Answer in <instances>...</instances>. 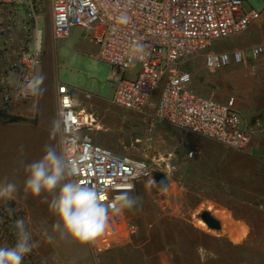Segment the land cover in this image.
Returning <instances> with one entry per match:
<instances>
[{
    "label": "rangeland",
    "instance_id": "rangeland-1",
    "mask_svg": "<svg viewBox=\"0 0 264 264\" xmlns=\"http://www.w3.org/2000/svg\"><path fill=\"white\" fill-rule=\"evenodd\" d=\"M35 5L37 21L34 26L42 33L41 41L35 37L30 39L34 31L26 33L15 24L8 12L0 13V183L7 181L18 186L12 200L7 204L0 201V246L15 244L10 225L15 219L23 218L35 245L23 264H83L79 259L83 251L90 256V264H264V233L260 230L264 228V184L256 188L259 195L253 197L249 194L251 187L246 178L241 176L239 215L250 218L218 219L222 228L212 231L199 217L205 210L215 216L205 205H201L205 196L200 195L198 187L189 188L185 195L182 183V151L187 143L211 141L237 154L241 167L254 164L264 167V155L255 152L254 138L246 150H235L160 123L153 113L122 115V109L113 104L118 84L114 79L116 73L111 65L97 58L98 47L90 41L88 32L74 28L68 38L54 41L50 0H37ZM244 7L246 10L262 11L264 0H248ZM263 39L264 23L252 27L245 34L217 42L214 45L217 51L244 50L247 65H231L225 70L227 72L213 74L205 70L202 57H198L187 66L193 77L191 88L202 95H214L221 102L234 96L241 104L252 106L254 111L264 112V59L253 61L250 53V48ZM35 45L39 46L36 50ZM28 48L36 52L39 60L36 71L31 74L23 59V50ZM138 70L139 66L134 65L123 76L133 79ZM40 77H43L40 91L33 94L29 85ZM243 77L253 83L250 95L241 91ZM58 85H65L74 91L84 101L82 105L85 108L92 106L86 112L94 114L96 120L90 132L94 142L99 143L98 139L109 141L106 145L99 144L115 153L147 161L154 174L163 173L167 180L164 191L157 187L154 175L135 185L131 194L141 197V203L128 210L131 215L126 209L124 212L137 233L128 244L100 257L92 253L90 245L69 244L52 232L55 217L49 210L48 202L44 201L46 193L35 198L29 195L27 199L23 193L24 166L39 159L45 145H54L61 150V134L52 136L53 121L59 122ZM23 87L31 92L26 99L18 96L19 89ZM248 89L244 87L243 90L247 93ZM162 90L163 84L152 97L153 102L158 101ZM86 95H90L91 99H87ZM100 104L109 113L101 111L98 108ZM254 123L251 121V126L256 129L254 137L260 133L264 135V123ZM174 180L181 184L173 183ZM6 208L14 210L11 217ZM246 226L251 227L250 232L236 234L239 230L245 231ZM226 228H232L234 234L226 235L229 231ZM45 229H48L47 235L53 236L51 241L47 239ZM207 234L215 237L210 251L201 246L207 241ZM215 235L223 236L216 238Z\"/></svg>",
    "mask_w": 264,
    "mask_h": 264
},
{
    "label": "built area",
    "instance_id": "built-area-1",
    "mask_svg": "<svg viewBox=\"0 0 264 264\" xmlns=\"http://www.w3.org/2000/svg\"><path fill=\"white\" fill-rule=\"evenodd\" d=\"M247 1L50 0L51 33L56 41L68 38L74 28L88 32L90 41L98 47L97 58L111 65L116 73L113 104L118 108L138 114L153 109L159 122L235 150H246L256 129L240 115L236 99L230 97L221 103L214 95L196 93L191 88L193 77L187 66L198 57H202L203 66L210 73L231 65H247L244 50L214 49L217 42L264 23V9L246 10ZM36 2L0 0V13L8 12L26 33L34 31L30 39L41 41L42 33L34 26ZM250 53L253 61L264 59V42L253 45ZM23 59L29 74L36 71V52L23 50ZM134 65L139 66L135 78H125L124 72ZM162 84V93L153 102L152 97ZM30 95L29 89H19L18 96L26 99ZM57 103L61 151L74 158L82 157L80 172L73 179L95 188L111 202L122 191L131 193L139 181L153 177L147 161L115 153L94 142L90 132L96 120L85 115L67 86L58 85ZM74 137L76 143L72 144ZM136 233L124 211L110 213L108 227L90 245L91 251L100 257L128 244Z\"/></svg>",
    "mask_w": 264,
    "mask_h": 264
},
{
    "label": "clouds",
    "instance_id": "clouds-1",
    "mask_svg": "<svg viewBox=\"0 0 264 264\" xmlns=\"http://www.w3.org/2000/svg\"><path fill=\"white\" fill-rule=\"evenodd\" d=\"M43 77L30 83L33 94L40 91ZM62 134L61 125L57 121L52 124V136ZM76 143V138L71 140ZM82 157H72L58 150L54 145H45L43 155L24 166L26 178L23 183L25 199L41 197L46 193L44 201L55 217L51 230L62 241L69 244L86 246L94 244L104 235L109 222L110 213H120L136 208L142 198L133 196L130 191H122L111 202L95 188L89 187L73 179L80 172ZM18 192L13 182L0 183V201L7 204ZM51 197L50 201L48 197ZM11 217L14 210L6 208ZM15 236L13 246H0V264H23L35 245L32 233L28 230L23 218L15 219L10 225ZM47 235L48 229H45ZM51 241L53 236L47 235Z\"/></svg>",
    "mask_w": 264,
    "mask_h": 264
},
{
    "label": "crops",
    "instance_id": "crops-1",
    "mask_svg": "<svg viewBox=\"0 0 264 264\" xmlns=\"http://www.w3.org/2000/svg\"><path fill=\"white\" fill-rule=\"evenodd\" d=\"M262 42H264V39L259 43ZM225 70L226 69H223L215 73L227 72ZM252 84L253 83H251L250 80H248L246 77H243V79H241L240 81L242 93H244L245 95H250ZM244 87H249L247 93H245V91L243 90ZM192 90L194 89L192 88ZM195 92L198 93L197 91ZM74 97L79 101L80 106L86 115L88 116L94 115L92 113L87 114L86 112V110H88V108L92 106L89 107L87 106L85 108L82 105L84 101H81L75 93H74ZM240 102L236 99V107L244 120H246L250 125H252L251 121L255 122L254 125L260 124V121L264 123V112L254 111V108L252 106H249V104L248 105L241 104ZM221 103H225V102H221ZM98 108L101 111L103 110L109 113L108 109L102 104L98 105ZM146 112L145 113L148 115H152V113L154 115L153 109H147ZM120 113H122L123 115L125 113H134V112L122 110ZM251 113H253V115H251ZM259 116L261 120L259 119ZM107 125H112V123L111 124L107 123ZM260 134L254 137L255 146H256L255 152L264 155V135H260ZM98 140L99 143L104 145H106L107 142H109L106 140H100V139ZM182 155H183L182 167L184 174L182 183H183V189L185 195L188 193L189 188L191 189L192 187L194 188L198 187L200 189V195L203 197L205 196V198L201 199V205H205L206 209H210L213 213H215V216L214 215L213 216L217 219L245 220L250 218L244 215H239V206L241 203L239 200L240 178L241 176L246 178L249 188L251 187V192L249 191V194L251 193L253 197H256L257 194L259 195V193H257L256 191V188L257 187L261 188L262 184H264V176L262 175L264 172V167H256L255 164L252 165L251 167H241L239 156L237 154L230 152L226 148L211 141H199L195 143L189 142L187 143L186 146L183 147ZM196 172H198L199 174L197 175ZM173 183L178 185L181 184V182H178L176 180H174ZM139 193L140 192H138V194ZM135 194L136 193L132 195L135 196ZM126 211L128 214L131 215V212H129L127 209ZM226 230H229L226 231V235L234 234L231 232L233 230L232 228H226ZM244 230L245 231L243 232L239 230L236 234L244 235L246 232H250L251 227L246 226ZM260 230H263L262 232L264 233V228ZM205 236H206L205 238H207L206 239L207 241L205 242V244L204 243L201 244V246L204 247L207 251H210L211 249L210 244L215 239V237L213 235H208V234ZM215 236L216 238H221L223 235H215ZM79 259L81 260V262H83V264H90L91 262L90 256L85 251H83L79 255Z\"/></svg>",
    "mask_w": 264,
    "mask_h": 264
},
{
    "label": "water",
    "instance_id": "water-1",
    "mask_svg": "<svg viewBox=\"0 0 264 264\" xmlns=\"http://www.w3.org/2000/svg\"><path fill=\"white\" fill-rule=\"evenodd\" d=\"M154 179L157 187L164 191L166 189L167 180L163 173H155ZM200 220L212 231H220L222 228L221 222L215 218L209 211L205 210L200 214Z\"/></svg>",
    "mask_w": 264,
    "mask_h": 264
},
{
    "label": "bare ground",
    "instance_id": "bare-ground-1",
    "mask_svg": "<svg viewBox=\"0 0 264 264\" xmlns=\"http://www.w3.org/2000/svg\"><path fill=\"white\" fill-rule=\"evenodd\" d=\"M86 115V114H85ZM19 133H21V132H19ZM201 224H203L202 222H200ZM225 226V225H224ZM262 247V246H261ZM262 254V253H261ZM247 255V254H246ZM262 256V255H261ZM263 258V257H262Z\"/></svg>",
    "mask_w": 264,
    "mask_h": 264
},
{
    "label": "snow or ice",
    "instance_id": "snow-or-ice-1",
    "mask_svg": "<svg viewBox=\"0 0 264 264\" xmlns=\"http://www.w3.org/2000/svg\"><path fill=\"white\" fill-rule=\"evenodd\" d=\"M68 103V101L67 100H65V104H67Z\"/></svg>",
    "mask_w": 264,
    "mask_h": 264
}]
</instances>
